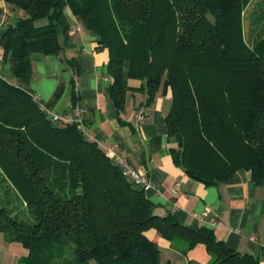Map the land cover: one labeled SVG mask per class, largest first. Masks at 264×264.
<instances>
[{"label": "trees", "instance_id": "16d2710c", "mask_svg": "<svg viewBox=\"0 0 264 264\" xmlns=\"http://www.w3.org/2000/svg\"><path fill=\"white\" fill-rule=\"evenodd\" d=\"M251 1L5 0L20 15L0 46L16 76L30 77L32 54L63 52L69 7L108 50L119 112L129 78L143 82L148 102L161 87L171 89L172 154L188 176L218 184L247 169L264 185V33L252 44L250 28L245 38ZM69 62L79 74L76 58ZM78 98L74 89V104ZM0 177L34 216L26 223L0 209V231L30 251L20 264H162L152 230L188 247L204 243L212 263L260 264L209 227L158 214L145 189L127 180L77 121L50 120L37 96L3 77Z\"/></svg>", "mask_w": 264, "mask_h": 264}, {"label": "crops", "instance_id": "0c3cea01", "mask_svg": "<svg viewBox=\"0 0 264 264\" xmlns=\"http://www.w3.org/2000/svg\"><path fill=\"white\" fill-rule=\"evenodd\" d=\"M0 8L1 38L20 12L5 0H0ZM66 15L71 31L62 53L32 54L34 70L24 78L12 71L0 46V77L37 96L54 119L81 121L85 135L101 147L126 153L134 168L148 174L152 186L145 193L158 214H170L178 223L192 228L209 227L229 248L264 264V185H257L247 169L218 184H205L188 176L172 154L177 143L169 136L166 121L172 107L171 89L161 87L148 102L147 93L139 90L143 82L129 78L131 89L125 108L119 112L110 96L114 79L107 71L108 50L99 46L98 35L69 7ZM71 58H76L79 74L70 64ZM74 89L79 95L76 104ZM140 108L146 115L136 126L134 116ZM149 236L160 248L162 264H217L212 263L204 243L188 247L181 241L157 236L153 230ZM29 252L21 242L8 240L0 231V264H20Z\"/></svg>", "mask_w": 264, "mask_h": 264}, {"label": "rangeland", "instance_id": "374dc122", "mask_svg": "<svg viewBox=\"0 0 264 264\" xmlns=\"http://www.w3.org/2000/svg\"><path fill=\"white\" fill-rule=\"evenodd\" d=\"M252 23V25H251ZM252 29L250 42L264 33V0H252L243 13V31L245 38H248V31ZM0 209L6 208L11 211L13 217L26 223L33 222L34 216L25 206L24 201L9 185L2 183L0 177ZM18 196V198H15Z\"/></svg>", "mask_w": 264, "mask_h": 264}, {"label": "built area", "instance_id": "2783aa9c", "mask_svg": "<svg viewBox=\"0 0 264 264\" xmlns=\"http://www.w3.org/2000/svg\"><path fill=\"white\" fill-rule=\"evenodd\" d=\"M145 109L140 108L136 111L134 116L135 125L138 126L140 122L145 118ZM65 121H76L71 118H66ZM80 128L85 131V126L81 121H77ZM106 152L109 157L114 161V163L121 169L124 177L130 182L143 187L144 189L152 186L148 174L141 173L136 168H134L126 153L113 149L112 147H107ZM213 224L216 223V220L213 219Z\"/></svg>", "mask_w": 264, "mask_h": 264}, {"label": "water", "instance_id": "95a60500", "mask_svg": "<svg viewBox=\"0 0 264 264\" xmlns=\"http://www.w3.org/2000/svg\"><path fill=\"white\" fill-rule=\"evenodd\" d=\"M45 114L48 115L50 120L54 119V115L45 110Z\"/></svg>", "mask_w": 264, "mask_h": 264}]
</instances>
